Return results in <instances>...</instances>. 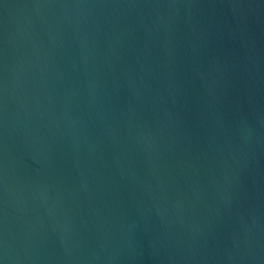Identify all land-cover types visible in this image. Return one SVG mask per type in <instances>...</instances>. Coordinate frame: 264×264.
Instances as JSON below:
<instances>
[{"label":"water","instance_id":"water-1","mask_svg":"<svg viewBox=\"0 0 264 264\" xmlns=\"http://www.w3.org/2000/svg\"><path fill=\"white\" fill-rule=\"evenodd\" d=\"M0 264H264V0H0Z\"/></svg>","mask_w":264,"mask_h":264}]
</instances>
